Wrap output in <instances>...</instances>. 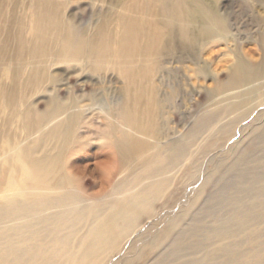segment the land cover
<instances>
[{
  "label": "bare ground",
  "instance_id": "1",
  "mask_svg": "<svg viewBox=\"0 0 264 264\" xmlns=\"http://www.w3.org/2000/svg\"><path fill=\"white\" fill-rule=\"evenodd\" d=\"M218 3L126 0L121 10L110 6L97 24L83 27L64 16L65 0H0V264H108L136 229V219L153 216V202L175 192L177 170L193 161L192 152L188 138L156 143L158 117L172 94L161 98L153 79L163 57L194 56L205 43L230 37ZM254 32L261 58L251 63L237 57L227 80L217 84L218 94L242 89L225 95L216 123L264 99V25ZM61 63L102 78L113 72L122 81L115 119L101 122L106 128L90 129L93 122L83 121L78 103L93 100L83 94L64 100L51 94L44 110L34 106L35 95L58 84L60 72L52 67ZM206 72V65L196 69L197 76ZM86 133L105 141L92 151ZM260 135L264 139V129ZM140 136L157 141L148 144ZM139 167L141 172L123 177ZM248 172L235 181L239 193L225 186L206 204L209 226L194 217L187 234L195 237V247L209 248L192 263L264 264V170ZM88 183L99 189L87 191ZM189 210L162 232L160 243L172 237L169 258L180 251L185 228L179 227Z\"/></svg>",
  "mask_w": 264,
  "mask_h": 264
},
{
  "label": "rangeland",
  "instance_id": "2",
  "mask_svg": "<svg viewBox=\"0 0 264 264\" xmlns=\"http://www.w3.org/2000/svg\"><path fill=\"white\" fill-rule=\"evenodd\" d=\"M125 1L65 0L63 13L80 26L88 27L92 23L97 24L99 14L110 6L121 10ZM262 5L264 6V0H219L218 9L222 15H225L230 37L224 41L205 43L200 52L194 56L175 52L171 58H162L160 63L164 69H161L153 82L160 84L161 98H165L169 93L172 94V98L163 102L165 105H162L163 108L158 117V128L161 132L158 141L150 137L140 136V138L148 144H154L157 141L159 146L176 144L188 138L193 161L185 160L178 168L175 176L177 178L174 180L175 192L171 195L166 194L164 200L158 199L153 202V216L136 219V229L125 238L119 252L111 257L108 264L132 262V264L134 262L135 264H178V262L194 264L192 262L202 257L205 250L209 248L206 244L210 245L211 241H202L206 245L204 249L202 246L195 247V237L187 234L189 233L188 228L194 225L198 217L202 219V224L210 225L211 218L204 216V207L212 197L221 193L223 187L227 186L229 190L231 189L229 192L239 193L242 186L235 185V181L240 175L249 173L250 170L253 174L264 170V151H262L264 150V139L260 135L264 129V99H257L244 114L231 113L232 115L223 116L216 123V111L227 104L225 95L242 89L234 88L218 94L217 84L227 80L229 69L237 57H242L251 63H258L263 53L259 42L254 40L255 38L251 39L255 34L254 29L264 25ZM68 65L61 63L52 67L53 71L60 72L61 79L55 87H49L47 92L35 95L32 99L34 106L39 111L44 110L46 99L50 98L51 94H58L59 100L83 94V97L93 99H82L78 103L79 108L84 110L83 121L93 122V124H87L90 129L92 127L94 129L106 128L101 122L105 119L106 121L115 119V113H112V110L117 107L121 99L122 81L113 72H106L102 78L91 70L77 71L68 68ZM202 65L207 67L206 75L197 76L196 69ZM206 119H208L207 123H205ZM200 122L204 125L196 130V125ZM226 124L229 127L226 131L216 130L219 125L225 128ZM86 134L91 136L88 140L92 151H96V147L105 141L95 138L91 133ZM239 156L241 160L238 159ZM253 163L255 164L252 165ZM142 168L135 169L133 173L130 172L131 174L125 170L123 177L131 178V175L141 172ZM227 169L229 171H226ZM244 178L250 180L248 177ZM86 187L89 192L99 189V186L95 187L94 184L89 183ZM187 209L190 210L180 223L182 228L179 227L181 231L185 228L183 233L181 232L183 241L180 251L177 257L169 258L167 251L172 243V235L171 238H166L160 243L164 235L162 232H165L170 221L174 218H181ZM176 232L174 236L178 235ZM199 239L202 238L199 236ZM154 240L158 242V246H153L156 244Z\"/></svg>",
  "mask_w": 264,
  "mask_h": 264
}]
</instances>
